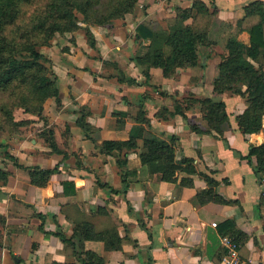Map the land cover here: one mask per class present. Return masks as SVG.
Listing matches in <instances>:
<instances>
[{
	"label": "crops",
	"instance_id": "1",
	"mask_svg": "<svg viewBox=\"0 0 264 264\" xmlns=\"http://www.w3.org/2000/svg\"><path fill=\"white\" fill-rule=\"evenodd\" d=\"M193 1L177 0V3L190 7ZM205 1L210 4V0ZM213 1L217 12L212 16L208 33L217 50L200 55L199 66L179 68L176 78L166 76L161 67H151L152 82L158 89L149 91L151 96L145 100L149 124L136 121L127 101V96L147 87L141 84L144 76L140 67L131 59L143 47L127 38L122 28L110 36L106 28L92 26L96 48L87 43L81 30L57 34L51 44L40 48L53 62L60 92V102L53 97L47 99L44 114L49 125L54 126L56 141L63 152H49L38 133L44 123L41 120L33 124L36 132L28 133L16 143L12 154L22 165L60 164V171L52 175L46 187H39L31 183L29 175L10 165L8 183L0 190V214L5 217V223L0 221V264L73 260L71 250L65 249V243L54 232L60 228L71 235L73 220L78 216L92 220L98 228L117 226L120 235L126 236L121 249L110 251L103 241L85 240V248L104 255L107 264H220L225 248L218 225L212 223L220 224L229 218H234L247 234L241 244L242 264H264V204L260 205L264 176L256 174L253 163L246 157L251 145L264 142V131L243 134L236 115L245 110V99L228 92L218 94L213 86L228 38L234 36L250 42L247 29L256 20L247 18L240 26L238 19L244 16L245 5L253 0ZM157 6L153 4L152 11L162 8ZM126 17L131 26L140 15L131 12ZM114 63L137 83L118 82L115 75L119 71ZM190 93L225 100L230 123L223 138L192 129V123L202 130L207 128L201 112L188 110V120L181 114L168 119L157 116L161 106L171 109L173 98ZM83 108L90 112L87 121L98 129L89 136L77 122ZM118 112L127 115L121 117ZM140 131L147 138L169 139L170 135H177L181 143L177 157L193 156L199 166L203 162L215 169L218 179L228 178V182L221 181L218 191L230 202L201 204L197 192L205 189L207 182L199 175L194 176L193 186L162 180L160 173L152 175L141 161L144 138L138 137L139 146L127 156L126 199L133 208V213H129L123 194L100 186L96 179L99 177L114 188L123 186L124 172L116 157L102 150V142L128 139ZM67 179L76 184L74 194H64L62 182ZM65 204L75 205L79 215L73 213L68 218L61 209ZM99 207L103 213L95 214ZM34 211L45 215L41 218L33 215Z\"/></svg>",
	"mask_w": 264,
	"mask_h": 264
},
{
	"label": "trees",
	"instance_id": "2",
	"mask_svg": "<svg viewBox=\"0 0 264 264\" xmlns=\"http://www.w3.org/2000/svg\"><path fill=\"white\" fill-rule=\"evenodd\" d=\"M210 1L208 4L205 0H194L190 7H177L176 16L172 18L169 30H156L144 22L138 24L136 40L140 44H143L144 40H150L146 45V51L132 56V60L145 75L144 84L156 88L150 82V69L153 66L161 67L166 76H175L179 68L199 66L198 46L213 44L208 29L217 10L214 1ZM138 2L139 0H0V130L6 128L17 130L20 126L32 122V118H17V109L42 118L47 99L53 97L60 102L52 61L41 52L42 46L51 44L57 34L83 29L90 44L95 47L96 38L90 26L108 25L117 19H123L126 14L135 10ZM244 9L245 14L238 21L240 26L247 18L256 20L247 29L250 42L245 43L234 36L228 38L226 52L221 55L213 86L218 94L228 92L245 99L247 106L242 113L236 115V120L242 133L248 134L264 131V0H253L246 4ZM115 66L119 71L115 75L117 81L137 83L135 78L124 74L120 78L125 72L117 63ZM161 93L166 94L164 91ZM187 96L183 98L188 102L187 105L183 106L178 99H174L175 110L163 106L157 112V116L168 119L179 113L188 120L186 112L194 103H198L207 128L202 130L199 125L192 123V129L223 138L230 123L225 100L210 96L197 97L191 93ZM89 113V110H84L77 120L87 136L98 130L87 121ZM116 114L125 115L121 112ZM135 119L142 124H149L145 101L137 110ZM141 131L128 139H105L102 142V150L113 154L121 171L124 172L123 186L120 189L114 188L99 177L96 179L100 186L109 187L112 192L122 193L131 214L133 208L126 199L127 156L139 146L137 139L143 137ZM40 135L49 143L53 152H63L58 146L53 127L42 131ZM143 138L140 158L152 175L160 173L162 180L179 181L185 186H193L194 176L199 175L207 182V187L197 192L201 204L210 201L230 202L218 191L221 181L228 182V178L218 179L215 176V169L203 162L199 166L193 156L177 157V152L181 148L177 135H170L169 139ZM64 154L67 155L66 152ZM10 157L16 166L26 170L31 183L39 187H46L52 175L60 171L59 165L25 166L19 163L14 155L10 154ZM199 157L202 159L201 155ZM246 157L253 163L256 174L264 176V142L251 145ZM80 163L78 160L77 164ZM9 175L8 170L0 167V185L6 186ZM62 183L64 194L76 192L74 180L67 179ZM262 203L264 204V193L260 198V205ZM61 209L68 218L74 214L79 215L73 204L62 205ZM99 213H103L102 207H99L95 214ZM39 216L43 218L42 215ZM141 224L145 226L143 221ZM217 225L221 235H230L240 244L247 238V234L237 226L234 218L226 219ZM54 234L63 240L65 249L71 250L73 260L65 262L54 260L51 264H107L104 255L85 248V240L103 241L108 251L121 249L126 240V236L120 235L117 226L98 228L92 220L79 219V216L73 220L71 235L65 234L60 228ZM225 252L226 250L224 254Z\"/></svg>",
	"mask_w": 264,
	"mask_h": 264
},
{
	"label": "rangeland",
	"instance_id": "3",
	"mask_svg": "<svg viewBox=\"0 0 264 264\" xmlns=\"http://www.w3.org/2000/svg\"><path fill=\"white\" fill-rule=\"evenodd\" d=\"M210 3H211V1H210ZM153 4L160 6V8L162 5V8L161 9L158 8L155 11H152ZM172 5H174L175 9H173ZM179 6H181V5H179L177 3V0H155V1H153V0H139L137 7L135 8V10L132 13L134 16L135 15L137 16V14H139L140 17H137V19H135V21H134V24H132L131 26L128 24V22H129L128 18L125 16L123 19H117L108 25H91L90 27H92V26L104 27L107 29L106 30L107 35H110V36L111 35L114 36L115 31L119 28H122L127 38H131L136 44L141 45L143 47L141 52L133 53L132 56H134V55H137V54H140V53H143L144 51H146V45H148V43H150L149 39L146 40V41H148L147 44L146 43L139 44V42L136 40L135 35H136V27L138 26V20L140 18L143 19L142 21H140V23H142V22L147 23L148 25H150L151 27H153L156 30H169L170 22H171L172 18H174L176 16V8ZM168 8L170 10L166 11ZM132 19H133V17H132ZM238 21H239V19H238ZM82 24L85 25L83 22H82ZM79 30H81L82 33L86 37L85 31L83 29H79ZM79 30H77V31H79ZM53 39H52V41H53ZM86 40H87V43L89 45H91L87 37H86ZM96 42H97V40H96ZM96 47L97 46H95L94 48H96ZM215 50H217V49L215 47H213L212 45L206 46V45L200 44L198 46L199 56L200 55H202V56L208 55L209 53H212ZM132 56H131V59H132ZM49 59L51 60V58H49ZM52 68H53V62H52ZM123 74L126 76L125 73H122L120 78L123 77ZM143 76H144V79L142 80L143 84L142 83L141 84L146 85V84H144V81L146 80L145 75L143 74ZM178 76H179V74H176L175 76H172V77L176 78ZM127 77H130V76H127ZM118 82H120L122 84L128 83V82H122V81H118ZM150 82L153 83L152 77H151ZM128 84H131V83H128ZM153 85H155V84L153 83ZM146 86H147L146 90H143V92L136 93L134 96H132V95L127 96V101H129V106L131 108L130 112L132 114H134L135 116L137 114V110L139 109L141 103H143L149 96H151L149 94V91L158 89V85H155L156 88L153 87L152 85H146ZM159 92H161V91H159ZM187 95H189V94H187ZM129 97H131V98H129ZM183 98H184V96L181 98H175V99H178L179 103L182 104L183 106H185V105H187L188 102L184 101ZM171 105H172L171 110L174 111L175 105H176V102H174V98L172 99ZM161 108H162V106L159 108V110ZM84 110H86V109H84ZM190 110H193L196 112H201L200 111V105L198 103L197 104L194 103ZM43 114H44V111H43ZM126 115L127 114L118 115V116L124 117ZM16 116H17V118H30V119L32 118L33 120L31 123H29L27 125L20 126L17 130L13 129L14 131L12 129L8 130L7 128H6V130H0V167L8 170L10 172V175L12 172L9 168L10 165L20 169L22 172H24L26 175H28V173L26 172L25 169L18 167L14 164V161L10 157V154L13 155L12 150L14 148H16V146H17L16 143H18L23 137L27 136L28 133H33V132L37 131V129H35L34 128L35 126L33 125L35 122H39L41 120H44L43 126L38 130L39 135L42 131H45L51 127L54 128V126L49 125L48 119L46 118L45 114H44V117L40 118L39 116H34V115L23 112L21 109H17L16 110ZM173 117L174 116H172V118ZM54 131H55V129H54ZM41 138H42L43 143L49 148V150H50L49 152H53L52 148L50 147L49 143L45 140V138L43 136H41ZM64 157H66L65 154H64ZM57 165L60 166V164H57ZM25 166H29V165H25ZM30 166H32V165H30ZM2 189H5V186L0 185V190H2ZM28 206H31V205L28 204ZM32 214L33 215H45L44 213L37 212V211H34ZM4 219H5V217L2 214H0V221L2 223H5Z\"/></svg>",
	"mask_w": 264,
	"mask_h": 264
},
{
	"label": "built area",
	"instance_id": "4",
	"mask_svg": "<svg viewBox=\"0 0 264 264\" xmlns=\"http://www.w3.org/2000/svg\"><path fill=\"white\" fill-rule=\"evenodd\" d=\"M217 226V222L212 223ZM221 242L226 252L220 264H242L241 244L230 235H222Z\"/></svg>",
	"mask_w": 264,
	"mask_h": 264
}]
</instances>
